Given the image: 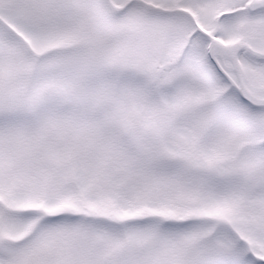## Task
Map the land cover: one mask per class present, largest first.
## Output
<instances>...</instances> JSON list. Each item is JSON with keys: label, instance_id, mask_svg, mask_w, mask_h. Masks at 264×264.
Wrapping results in <instances>:
<instances>
[{"label": "snow or ice", "instance_id": "6c2138e0", "mask_svg": "<svg viewBox=\"0 0 264 264\" xmlns=\"http://www.w3.org/2000/svg\"><path fill=\"white\" fill-rule=\"evenodd\" d=\"M0 264H264V0H0Z\"/></svg>", "mask_w": 264, "mask_h": 264}]
</instances>
